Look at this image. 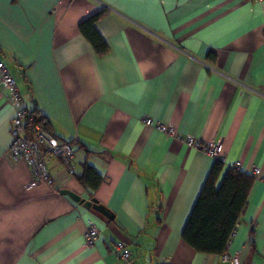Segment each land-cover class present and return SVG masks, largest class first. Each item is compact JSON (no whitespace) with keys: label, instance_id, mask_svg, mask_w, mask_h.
Wrapping results in <instances>:
<instances>
[{"label":"crops","instance_id":"1","mask_svg":"<svg viewBox=\"0 0 264 264\" xmlns=\"http://www.w3.org/2000/svg\"><path fill=\"white\" fill-rule=\"evenodd\" d=\"M103 9L101 55L79 25ZM0 60L77 164L69 176L47 157L51 180L26 188L30 165L6 158L15 108L0 77V264H126L122 242L134 264H228L183 238L216 159L144 119L222 142L218 184L236 165L264 173V0H0ZM87 165L102 177L96 189L78 178ZM91 222L100 235L87 246ZM229 251L264 264L261 179Z\"/></svg>","mask_w":264,"mask_h":264},{"label":"trees","instance_id":"2","mask_svg":"<svg viewBox=\"0 0 264 264\" xmlns=\"http://www.w3.org/2000/svg\"><path fill=\"white\" fill-rule=\"evenodd\" d=\"M105 12L106 10L103 9L79 25L80 31L101 55L108 52L109 46L97 30L96 24ZM26 105L34 116V121L30 122L29 127L40 123L54 133L48 126L47 116L37 107L32 108L27 103ZM223 164L222 159H216L183 230L186 243L203 253L223 255L229 250V243L247 206L248 196L255 180V176L249 172L233 166L228 169L218 184ZM78 178L82 184L93 189L98 188L102 181V177L90 165L85 167L84 172ZM158 264L169 263L165 261Z\"/></svg>","mask_w":264,"mask_h":264},{"label":"built area","instance_id":"3","mask_svg":"<svg viewBox=\"0 0 264 264\" xmlns=\"http://www.w3.org/2000/svg\"><path fill=\"white\" fill-rule=\"evenodd\" d=\"M0 77L3 90L11 105L15 108V114L10 123L11 142L6 151V158L13 163L25 161L30 165L35 178L31 183L27 184L26 188L31 189L42 181L51 180L47 157L59 158L69 176H74L77 164L72 144L59 138L40 123L29 127L30 122L34 121V116L26 105L25 98L15 77L2 60H0ZM144 121L147 125L167 135L182 139L189 146L203 151L211 158H220L224 161V144L222 142H205L193 135L183 136L174 126L166 125L150 117L145 118ZM236 167L240 169L239 165H236ZM249 173L264 182V173L260 167H253ZM99 235V227L94 222H91L85 233V244L93 246ZM116 252L126 264H134L132 252L125 243H119L116 246ZM222 257L228 264H243L238 251L232 252L228 250Z\"/></svg>","mask_w":264,"mask_h":264},{"label":"water","instance_id":"4","mask_svg":"<svg viewBox=\"0 0 264 264\" xmlns=\"http://www.w3.org/2000/svg\"><path fill=\"white\" fill-rule=\"evenodd\" d=\"M60 193L71 197L73 200H75L76 202H79L80 204H82L88 209H91V208L95 209L97 212H99L101 215L107 218L113 219L114 217V214L109 209H107V207L101 204L96 198L86 199V198L80 197L79 195L73 193L69 189H61Z\"/></svg>","mask_w":264,"mask_h":264}]
</instances>
